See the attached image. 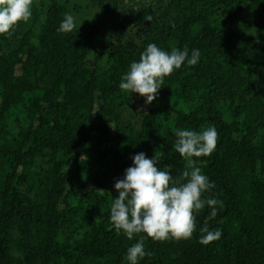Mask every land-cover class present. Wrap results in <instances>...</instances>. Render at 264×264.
Listing matches in <instances>:
<instances>
[{"label": "trees", "instance_id": "1", "mask_svg": "<svg viewBox=\"0 0 264 264\" xmlns=\"http://www.w3.org/2000/svg\"><path fill=\"white\" fill-rule=\"evenodd\" d=\"M145 1L34 0L31 19L0 34V264H128L140 236L110 221L116 180L157 150L180 177L176 130L208 126L217 147L194 159L223 207L207 220L206 205L190 240L145 237L139 264H264V0ZM66 13L78 29L67 34ZM149 43L200 57L145 104L119 84ZM206 220L222 232L208 245Z\"/></svg>", "mask_w": 264, "mask_h": 264}, {"label": "clouds", "instance_id": "2", "mask_svg": "<svg viewBox=\"0 0 264 264\" xmlns=\"http://www.w3.org/2000/svg\"><path fill=\"white\" fill-rule=\"evenodd\" d=\"M33 3L34 0H0V34L11 36L20 23H27L32 16ZM74 30H78L75 17L66 13L58 31L67 34ZM199 57L197 49H193L189 56L187 46L183 50L172 48L169 52L149 43L138 62L130 63L119 88L138 94L145 98V104H151L165 78L185 64L195 66ZM175 136L173 147L185 161L180 177L174 178L169 170L158 167L163 153L157 150L152 158L143 152L135 154L131 158L132 166L126 168L123 177L114 184L118 196L110 206V221L115 230L123 232L127 239L140 236L127 249L125 259L128 264H139L145 256L151 255L145 251V237L154 242L190 240L196 231L197 214L207 205L211 209L207 220H211L217 215V206L223 207L222 201L205 198L204 194L215 185L202 173L194 159L213 154L219 140L216 128L208 126L199 132L177 129ZM100 192L105 194L103 190ZM108 195L111 196L110 193ZM207 220L200 228L203 235L199 242L204 245L222 236L221 230L209 229Z\"/></svg>", "mask_w": 264, "mask_h": 264}, {"label": "rangeland", "instance_id": "3", "mask_svg": "<svg viewBox=\"0 0 264 264\" xmlns=\"http://www.w3.org/2000/svg\"><path fill=\"white\" fill-rule=\"evenodd\" d=\"M141 1V3L143 2H146L145 0H140ZM35 2H36V4L39 6V7H41L42 8V6H41V4H45V2H46V0H35ZM134 2V3H133ZM136 3H139L138 2V0H123V5H124V9H126V7H131L132 9H136V7H137V5H136ZM78 10L80 9V11L82 12V13H86L85 12V10H84V8L83 7H81V8H77ZM98 10V9H97ZM98 12H100V14L99 15H101V11H98ZM126 14H127V11L125 12ZM39 23H40V21H39ZM131 109H132V112L136 115V114H138V111H139V107H138V102L137 101H135L134 103H132V106H131ZM12 125L14 126V125H16V122H12Z\"/></svg>", "mask_w": 264, "mask_h": 264}]
</instances>
